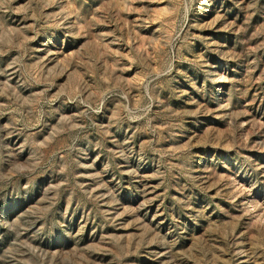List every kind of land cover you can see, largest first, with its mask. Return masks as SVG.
Listing matches in <instances>:
<instances>
[{
  "label": "rangeland",
  "instance_id": "obj_1",
  "mask_svg": "<svg viewBox=\"0 0 264 264\" xmlns=\"http://www.w3.org/2000/svg\"><path fill=\"white\" fill-rule=\"evenodd\" d=\"M0 264H264V0H0Z\"/></svg>",
  "mask_w": 264,
  "mask_h": 264
}]
</instances>
